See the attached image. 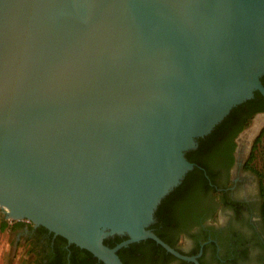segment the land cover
Wrapping results in <instances>:
<instances>
[{"label":"water","instance_id":"obj_1","mask_svg":"<svg viewBox=\"0 0 264 264\" xmlns=\"http://www.w3.org/2000/svg\"><path fill=\"white\" fill-rule=\"evenodd\" d=\"M263 76L264 0H0V208L106 264L185 257L148 226Z\"/></svg>","mask_w":264,"mask_h":264},{"label":"flooded vegetation","instance_id":"obj_2","mask_svg":"<svg viewBox=\"0 0 264 264\" xmlns=\"http://www.w3.org/2000/svg\"><path fill=\"white\" fill-rule=\"evenodd\" d=\"M249 100H253L250 106L235 114L226 127L211 134L214 128L189 150L194 152L193 158L187 156L194 167L166 196L160 217L158 207L148 226L185 257L147 238L122 247L125 250L118 254L124 264H264V176L248 166L257 139L264 140V95L256 91ZM251 112L248 126L256 127L245 157L248 126L241 131L239 126ZM10 229L15 235L13 254L20 264H106L29 219L13 220ZM118 237L127 236L108 237L115 242L111 247L123 241L118 242Z\"/></svg>","mask_w":264,"mask_h":264},{"label":"rangeland","instance_id":"obj_3","mask_svg":"<svg viewBox=\"0 0 264 264\" xmlns=\"http://www.w3.org/2000/svg\"><path fill=\"white\" fill-rule=\"evenodd\" d=\"M256 125L250 123L246 128V151L245 157L248 156L251 146L254 141V128ZM252 154L254 153V158L251 161V166L256 167L260 173L264 176V140H261L256 147L253 149ZM12 219H7L3 210L0 208V264H20L19 259L13 254L12 242L14 239V233L10 229V223ZM6 223L5 227H2L1 224Z\"/></svg>","mask_w":264,"mask_h":264},{"label":"trees","instance_id":"obj_4","mask_svg":"<svg viewBox=\"0 0 264 264\" xmlns=\"http://www.w3.org/2000/svg\"><path fill=\"white\" fill-rule=\"evenodd\" d=\"M262 81L264 82V76L262 77ZM258 93V92H257ZM256 93V94H257ZM253 100H248V101H246L245 103H242V104H240L239 106H237V107H235L232 111H231V113L221 122V123H219L216 127H215V129H214V131L211 133V134H216L217 132H219L223 127H226V125L227 124H229L230 123V121H231V118H233V116L235 115V114H237L239 111H241V110H243V108L245 107V106H250V104L249 103H251ZM261 108H259L258 110H260ZM254 113L253 112H251L249 115H247L245 118H244V120L241 122V124H240V126H239V131H241V130H243L245 127H247L248 126V124H249V121H250V118L252 117V115H253ZM210 135H208V137H209ZM199 140H201L202 141V138L201 139H199ZM262 139L261 138H258L257 139V141H256V143H255V145H254V148L256 147V144H258L260 141H261ZM253 152H254V150H253ZM193 154H194V152L193 151H189V152H187V156H188V158H193ZM253 158H254V153L251 155V157H250V163L248 164V166L249 167H251L254 171H256L257 173H260V171L255 167H253V166H251V161L253 160ZM182 186V185H181ZM178 187L177 189H181L182 187ZM167 200H168V197H166L163 201H162V203H161V205L159 206V209H158V211H157V215L158 214H160L162 211V209H163V207H164V204L167 202ZM159 216V215H158ZM160 217V216H159ZM5 226V224H3L2 225V227H4ZM119 238V240H118V242H120V240H124L125 238H127V237H125V238H120V237H118ZM117 242V243H118ZM105 243L106 244H108V245H110V246H113L114 245V243L115 242H113V238H108V239H106L105 240ZM131 246H133V244H131ZM130 246V247H131ZM123 250H125V248H122L118 253L119 254H121L122 253V251Z\"/></svg>","mask_w":264,"mask_h":264},{"label":"bare ground","instance_id":"obj_5","mask_svg":"<svg viewBox=\"0 0 264 264\" xmlns=\"http://www.w3.org/2000/svg\"><path fill=\"white\" fill-rule=\"evenodd\" d=\"M6 210H8L9 211V209L8 208H6V207H4Z\"/></svg>","mask_w":264,"mask_h":264}]
</instances>
